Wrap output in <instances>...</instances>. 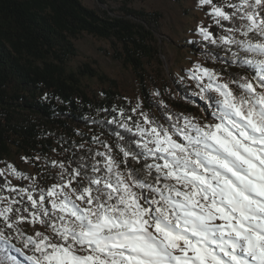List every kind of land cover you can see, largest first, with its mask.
I'll use <instances>...</instances> for the list:
<instances>
[{"label":"snow or ice","instance_id":"1","mask_svg":"<svg viewBox=\"0 0 264 264\" xmlns=\"http://www.w3.org/2000/svg\"><path fill=\"white\" fill-rule=\"evenodd\" d=\"M210 4L208 15L221 27L238 17L240 28L227 31L244 39L217 40L202 26L199 35L213 45L236 46L232 63L254 69L251 77L227 81L207 68L190 70L200 99L211 102L209 93L215 94L218 122L201 125L183 117L181 125L176 117L165 127L144 114L147 127L137 123L133 134L142 152L120 147L123 170L108 153H97L105 157L103 169H91L103 175L89 176L84 165L68 172L60 163L63 182L40 189L38 200L34 186L29 191L8 179L30 177L11 164L0 169V190L10 194L0 196V241L27 264H264V0L224 7L199 0L200 7ZM167 119L174 120L171 114ZM141 155L142 169L130 167L129 159L140 164ZM24 196L30 208L23 206ZM17 237L32 254L12 244Z\"/></svg>","mask_w":264,"mask_h":264},{"label":"trees","instance_id":"2","mask_svg":"<svg viewBox=\"0 0 264 264\" xmlns=\"http://www.w3.org/2000/svg\"><path fill=\"white\" fill-rule=\"evenodd\" d=\"M226 2L238 4L240 0H213L221 7ZM120 10L116 15L102 14L81 0H0V160L12 148L30 159L38 156L43 162L39 180L45 192L50 184L63 182L60 163L68 172L84 165L81 171L89 176L103 175L91 169L93 165L103 169L105 157L97 153H108L121 162L123 170L120 147L142 152L135 143L140 137L133 134L144 114L165 127L176 117H180L181 125L183 117L194 121L208 114L214 118L213 93H209L211 102L202 100L191 85L173 79L170 89L161 79L156 38L161 13L135 9L127 1ZM225 10L233 11L227 7ZM241 23L234 17L221 21V27L208 17L207 28L217 40L220 36L244 39L241 32L227 31L240 28ZM82 33L108 40L112 46L110 57L131 68L139 85V108L119 92L114 80L88 63L67 70V62L77 55L74 40ZM186 46L202 53L206 64L224 81L251 77L254 72L246 65L232 63L233 53L239 51L236 46L197 40ZM84 76L96 77L110 86L100 96H90L81 89ZM169 114L173 121L167 119ZM123 124L132 132L121 127ZM146 162L152 163V158ZM144 163L143 155L140 164L128 161L134 169H142ZM137 175L144 178L143 172ZM39 191H33L36 199ZM10 256L16 264H27L25 257L0 241V264H11Z\"/></svg>","mask_w":264,"mask_h":264},{"label":"rangeland","instance_id":"3","mask_svg":"<svg viewBox=\"0 0 264 264\" xmlns=\"http://www.w3.org/2000/svg\"><path fill=\"white\" fill-rule=\"evenodd\" d=\"M81 1L87 6L94 8L99 13H107L109 15L120 14V7L126 1L129 6L135 9L160 12L162 17L159 19L156 27V38L160 50L161 79L167 82L170 89L173 88L172 80L174 79L191 85L194 89V93L200 95L198 82L189 79L191 75L190 70L199 66L217 73L212 66L206 64L202 53L193 52L186 46L194 40L205 41L203 37L199 35L198 29L201 26L204 28L208 27V17H211L208 13L211 12V4L200 7L199 0ZM74 42L77 48V55L70 58L67 62L66 67L68 71L77 70L83 64L88 63L91 67L96 69L98 73L104 74L109 79L114 80L116 88L126 99L132 101L135 105L140 104L138 81L129 66L124 65L120 61L113 60L110 57L109 53L111 52L112 46L108 40L82 33ZM222 81H224L223 78ZM204 83H207V78L204 79ZM109 86L108 82L99 80L96 77L84 76L81 78V89L90 96H100L101 92L109 88ZM215 110H211L212 115ZM207 121L218 122L215 116L214 118H210L208 114H204L202 120H194L193 122L203 125L208 123ZM140 125L142 127H147V125L143 124V120ZM7 164L13 165L17 171L31 178L17 179L8 176L13 186L27 188L29 191L33 189V186L35 191L43 189V184L39 180V176L42 175L41 167L43 162L38 156L30 159L12 148L9 155L1 158L0 169H6ZM51 186L52 184H50L48 188ZM9 195L7 190H0V196ZM11 196L17 200L21 199L16 193H12ZM16 206L20 207L21 205ZM23 206L31 207L27 202L26 196L23 197ZM46 207L50 208V205H46ZM24 215H27V213H24ZM25 233L26 235H32L28 226L25 227ZM12 244H14L16 248L21 249L23 253L27 255L31 254L24 249L23 238L17 237L13 239ZM18 254L22 255L20 253ZM22 256L25 257L24 255Z\"/></svg>","mask_w":264,"mask_h":264}]
</instances>
